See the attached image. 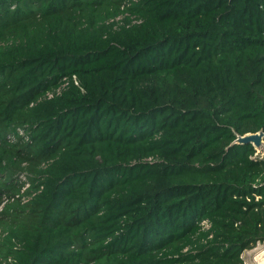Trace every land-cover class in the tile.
I'll use <instances>...</instances> for the list:
<instances>
[{
    "label": "trees",
    "instance_id": "1",
    "mask_svg": "<svg viewBox=\"0 0 264 264\" xmlns=\"http://www.w3.org/2000/svg\"><path fill=\"white\" fill-rule=\"evenodd\" d=\"M260 132L264 0H0V264H246Z\"/></svg>",
    "mask_w": 264,
    "mask_h": 264
},
{
    "label": "built area",
    "instance_id": "2",
    "mask_svg": "<svg viewBox=\"0 0 264 264\" xmlns=\"http://www.w3.org/2000/svg\"><path fill=\"white\" fill-rule=\"evenodd\" d=\"M119 21V19H117ZM137 23V22H134ZM68 86V84H64L61 88L57 90V94L60 95L62 90L65 89ZM54 97V94L49 93L47 94V98L51 99ZM19 139H23L25 142L29 141L28 133L24 129H19L17 136H12L10 139L11 143H17ZM27 176H30L27 172H24L23 174H20L19 176V184L22 185V188L19 193L15 195H10V196H4L2 199V203L0 205V213L4 211V209L16 202H20L22 205L27 204L33 197L29 196L27 192L31 190V183L29 181V178ZM36 195V194H35ZM200 230L201 232H209L212 228V224L208 220H204L200 223ZM7 237V233H5L2 229H0V248L2 246L3 240ZM210 239L213 238L211 235L209 237ZM187 251V250H186ZM12 259H9V262H11Z\"/></svg>",
    "mask_w": 264,
    "mask_h": 264
},
{
    "label": "rangeland",
    "instance_id": "3",
    "mask_svg": "<svg viewBox=\"0 0 264 264\" xmlns=\"http://www.w3.org/2000/svg\"><path fill=\"white\" fill-rule=\"evenodd\" d=\"M122 18L123 16L118 19L120 20ZM256 150H257V153H256L255 158L262 159L264 157V148L256 149ZM27 178H29V176H27ZM261 251L262 253H264V243L258 245L255 249L251 251H246L243 254L242 258L244 259L246 264H261L262 261H264V254L262 255Z\"/></svg>",
    "mask_w": 264,
    "mask_h": 264
},
{
    "label": "water",
    "instance_id": "4",
    "mask_svg": "<svg viewBox=\"0 0 264 264\" xmlns=\"http://www.w3.org/2000/svg\"><path fill=\"white\" fill-rule=\"evenodd\" d=\"M234 144L237 145H253L255 149L264 148V133L247 134L245 136H239Z\"/></svg>",
    "mask_w": 264,
    "mask_h": 264
},
{
    "label": "bare ground",
    "instance_id": "5",
    "mask_svg": "<svg viewBox=\"0 0 264 264\" xmlns=\"http://www.w3.org/2000/svg\"><path fill=\"white\" fill-rule=\"evenodd\" d=\"M261 253H262V251H261ZM264 253H262V255H263ZM261 264H264V261H262V263Z\"/></svg>",
    "mask_w": 264,
    "mask_h": 264
}]
</instances>
